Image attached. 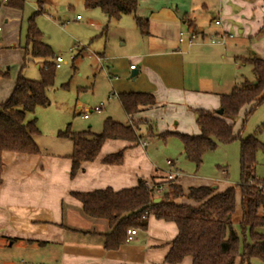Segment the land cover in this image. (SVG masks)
<instances>
[{
    "label": "crops",
    "instance_id": "1",
    "mask_svg": "<svg viewBox=\"0 0 264 264\" xmlns=\"http://www.w3.org/2000/svg\"><path fill=\"white\" fill-rule=\"evenodd\" d=\"M147 1L150 3L148 9L138 8L137 15L148 20V33L143 34L137 23L136 26L131 25L132 49L114 57L101 54L100 63L102 60L105 62L113 89L111 95L117 98L122 92L155 95L156 105L141 108L132 116L125 112L124 124H137L139 129L140 125L145 124L147 131L151 130L154 135L165 131L199 134L195 110L217 113L221 95L226 93L222 92L224 90L220 85L222 75L217 73L215 76L207 64H212L233 38L229 32L232 25L244 20L238 18L232 24L226 21L229 11L222 5L212 20L215 24L214 21L220 19L221 24H215L216 27L210 28L212 31L209 32L190 17L186 8L184 14L179 15L166 5L158 4L157 0ZM45 3L52 4L49 0H45ZM204 7L208 6L205 4ZM122 20L123 17H120L117 21L121 30L128 27ZM181 31H188L193 39L191 44L187 40L179 41ZM238 32L243 34L244 29L239 28ZM222 34L226 37L225 46L220 48L212 41L209 43L210 37ZM124 41L127 43V39ZM223 58L226 56L223 55ZM43 62L40 59L39 69ZM131 64H135L136 68L130 69ZM133 71L137 74L131 77ZM14 86L15 83L7 87L0 102L9 98ZM154 122L157 127H153ZM191 124L194 126L192 133L189 129ZM37 136L40 147L38 154L3 153L0 264H168L165 257L178 234L174 222L150 214L147 228H137L132 240L116 250H107L103 242L104 235L110 231L108 222L104 226L98 219L86 215L81 201L73 195L74 192H90L107 187L114 190L134 187L140 178L148 181L155 178L157 182L164 180L167 171L153 158L146 140L142 138L133 143L108 139L98 157L83 163L72 177V139L58 137L59 141L52 144H40ZM144 142L146 146H143ZM120 150H124L121 164L102 161L106 155ZM182 154L186 158L183 151ZM223 171L226 173V169ZM179 183L186 193L191 186L210 185L218 191L235 186L227 183L220 187L218 180L207 183L197 175L181 176ZM241 217L242 208L236 209L232 215L233 223H240ZM177 264H192V258L186 256Z\"/></svg>",
    "mask_w": 264,
    "mask_h": 264
},
{
    "label": "trees",
    "instance_id": "2",
    "mask_svg": "<svg viewBox=\"0 0 264 264\" xmlns=\"http://www.w3.org/2000/svg\"><path fill=\"white\" fill-rule=\"evenodd\" d=\"M43 11L45 0H38ZM87 8H100L109 19H119L123 15L134 14L136 23L143 34L148 33L149 22L137 16L138 0H84ZM11 4L22 7L23 0ZM25 60L28 55L43 59L39 80L28 79L19 74L14 89L7 100L0 102V186L3 182V153L6 151L38 154L40 147L36 136L40 129L37 119L27 120V114L39 106L50 103L49 87L54 85L56 65L52 47L44 41L42 31L34 18H30L27 28ZM252 64L254 79L234 87L221 95L222 114L205 109H196L199 134L165 131L158 134L163 139L178 136L183 145V153L197 168L203 161L205 152L214 150L219 143H230L240 137L234 132L236 118L246 108L243 126L247 118L264 102V58L256 54L246 58ZM6 73L0 71V76ZM119 102L127 115H134L144 107L156 105L152 93L122 92ZM242 126V127H243ZM137 124H124L107 117L103 130L93 134L90 130L76 133L70 125L58 131L59 138L73 141L70 158L71 176L74 177L83 163L95 160L106 140L122 139L137 143L143 138ZM151 132V130H150ZM152 133V132H151ZM89 135V136H88ZM262 146L255 135L241 138L240 183L218 191L210 185L191 186L187 193L180 183L173 181H149L140 178L134 187L114 190L111 187L90 192H74L82 203L83 212L91 218L105 219L110 231L104 235V248L116 250L127 242V232L131 228H147V218L154 214L159 219L174 222L178 234L171 243L165 257L168 264L180 263L190 256L192 264H251V259L264 262V179L255 175L256 153ZM124 150L111 153L103 158L106 164H121ZM166 185L158 195L156 187ZM259 185L263 187L259 188ZM237 187L242 192L241 222L234 224L232 215L237 209ZM186 197L192 201H183Z\"/></svg>",
    "mask_w": 264,
    "mask_h": 264
},
{
    "label": "rangeland",
    "instance_id": "3",
    "mask_svg": "<svg viewBox=\"0 0 264 264\" xmlns=\"http://www.w3.org/2000/svg\"><path fill=\"white\" fill-rule=\"evenodd\" d=\"M13 1L0 0V71L6 73L0 76V97L9 85L15 83L19 74L33 80L41 78L38 68L40 59L28 55L25 60L30 18H34L35 24L43 33L44 41L52 47L54 62L56 56H62L66 60L56 69L54 85L48 89L49 105L39 106L34 112L27 114V120L37 119L40 129L37 139L40 144L59 141L58 131L65 130L69 125L76 133L90 130L93 134H98L102 132L104 120L109 116L126 123L125 111L118 98L111 95L113 89L108 78L107 66L103 60L100 63V58L102 53L114 57L132 49L131 25L136 26L134 14L122 16V21L127 23L128 27L121 30L117 24L118 19H109L100 8H87L84 0H49L52 4L44 3L43 11L40 13H38L40 10L38 0H23L22 7L11 4ZM138 1L139 10L148 9L150 3L147 0ZM157 3L166 5L169 9L177 11L179 15H183L186 8L190 17L196 19L205 29H209V32L216 27L212 20L222 5L229 11V16L227 18L224 16L226 21L232 24L238 18L244 20L242 23L232 25L229 32L233 38L228 41L225 48L223 45L226 37L222 38L221 42L215 43L223 48L212 64L207 65L215 76L217 73L222 75L220 85L224 90L223 93H229L232 88L242 86L245 80H253L252 64L246 61V58L254 54L264 58L263 0H244L240 3H226L220 0H157ZM205 4L207 8L204 7ZM176 6L177 10H175ZM239 28L244 29L243 34L238 32ZM126 39L127 43L124 41ZM211 41L212 37L209 43ZM223 55L226 58H223ZM71 56L74 57L73 60ZM236 59H238L237 63ZM101 103L104 104L102 112H93L88 119L78 113V104L94 107ZM245 111L246 108L241 110L234 125V132L236 134L240 132V137L230 143H219L214 150L205 152L199 168L192 161L184 158L183 145L178 136L163 139L147 131L145 124L140 125L139 132L148 142L153 158L165 171L179 169L182 170V177L197 175L207 183L218 180L220 187L227 183L229 185L240 183L241 138L255 135L262 144L256 153L255 175L263 180L264 102L257 106L243 126ZM194 113L196 118V112ZM196 125L199 133V126ZM153 127H157L156 123ZM191 128L194 129L192 124L189 126L190 133L193 130ZM168 159L172 160L175 166H169ZM149 182L152 183V180ZM261 186L259 185V188ZM155 194L159 195L158 192ZM183 201L192 203L186 197ZM241 202L242 192L237 187V210L241 209ZM106 221L98 219V222L104 226ZM237 264H240V260ZM251 264H264V262L259 258H253Z\"/></svg>",
    "mask_w": 264,
    "mask_h": 264
},
{
    "label": "built area",
    "instance_id": "4",
    "mask_svg": "<svg viewBox=\"0 0 264 264\" xmlns=\"http://www.w3.org/2000/svg\"><path fill=\"white\" fill-rule=\"evenodd\" d=\"M214 22H215L216 25H220L221 24L220 19H216ZM0 29H1V27H0ZM230 36H232V35L230 34ZM224 37H225L224 34L213 36L212 37V42L213 43H216V42L219 43V42H221L222 38H224ZM185 40H187L190 44L193 42L192 37L187 32L181 31L179 33V41L180 42H184ZM71 59L73 60L74 57L71 56ZM64 62H66V60L62 56H56V59H55L56 68H60L61 65ZM135 68H136V65L135 64H131L130 69H135ZM103 105L104 104L101 103V105H99V106L91 107V106H85V105H82V104H78L77 105V109H78V113L82 114L83 118L88 119L90 117L91 113H93V112L101 113L102 109H103ZM146 145H147V143L144 142L143 146H146ZM167 164L169 166H175V163L172 160H170V159L167 160ZM182 174H183L182 171H180L179 169L169 170V171H167V174H166L164 180L173 181V182L179 183V179L182 176ZM149 185H152V183L149 182ZM155 187H156L155 190H156V192H158V194H162L166 190V185H163V184L159 185V186H155ZM136 232H137L136 228L129 229L128 232H127V241L132 240V238L136 234Z\"/></svg>",
    "mask_w": 264,
    "mask_h": 264
},
{
    "label": "water",
    "instance_id": "5",
    "mask_svg": "<svg viewBox=\"0 0 264 264\" xmlns=\"http://www.w3.org/2000/svg\"><path fill=\"white\" fill-rule=\"evenodd\" d=\"M137 74V72L133 71L131 77H134ZM217 113L222 114L223 110L220 108L217 110ZM161 200V197H158L155 199V202H159Z\"/></svg>",
    "mask_w": 264,
    "mask_h": 264
}]
</instances>
